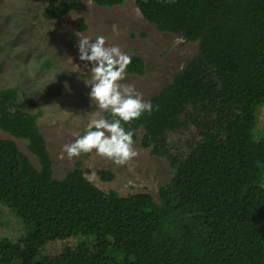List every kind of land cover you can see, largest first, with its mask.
Returning a JSON list of instances; mask_svg holds the SVG:
<instances>
[{"label": "trees", "instance_id": "trees-1", "mask_svg": "<svg viewBox=\"0 0 264 264\" xmlns=\"http://www.w3.org/2000/svg\"><path fill=\"white\" fill-rule=\"evenodd\" d=\"M133 1L158 31L197 42L196 55L150 98L158 108L125 125L168 158L169 182L156 201L104 193L80 163L55 179L38 116L26 110L33 102L18 87L1 88L0 130L25 141L38 167L0 138V204L25 227L16 241L0 237V264H264V135L253 134L264 105V0ZM72 10H80L74 0H48L42 15L60 20ZM131 57L127 74L144 75L143 58ZM189 128L197 134L189 151L171 155L169 135ZM77 236L95 241L41 254L48 242Z\"/></svg>", "mask_w": 264, "mask_h": 264}, {"label": "rangeland", "instance_id": "rangeland-1", "mask_svg": "<svg viewBox=\"0 0 264 264\" xmlns=\"http://www.w3.org/2000/svg\"><path fill=\"white\" fill-rule=\"evenodd\" d=\"M74 1L79 3L80 10H72L60 20H53L42 15L48 0H0V89L18 87L20 96L24 94L33 102L26 110L38 116V127L53 162L55 179L63 178L80 163L86 170V178L104 193L114 191L119 196L147 193L159 201V188L169 182L173 169L166 156L153 154L151 148H144L139 140L134 144L139 155L125 165H116L94 150L72 159L60 158L61 146L71 142L76 134H82L89 119L98 111L88 95L90 65L79 60L77 36L80 33L103 35L107 45H119L130 56L143 58L144 75L126 73L122 83L133 85L146 100L173 79L181 64L184 66L196 55L197 42L158 31L142 17L133 0L113 7L98 6L91 0ZM80 20L86 25L84 30L78 29ZM253 134L257 139L264 135V105L257 109ZM195 135L193 128L171 133L168 152L174 156L187 153ZM138 136H142L141 131ZM0 138L13 140L38 167L25 141L1 130ZM99 171L111 173L113 179L102 180ZM262 182L264 185V174ZM24 233L23 222L0 204V237L16 241ZM94 241L91 236L52 241L41 249V254L55 256L64 247H75L79 243L92 245Z\"/></svg>", "mask_w": 264, "mask_h": 264}, {"label": "clouds", "instance_id": "clouds-1", "mask_svg": "<svg viewBox=\"0 0 264 264\" xmlns=\"http://www.w3.org/2000/svg\"><path fill=\"white\" fill-rule=\"evenodd\" d=\"M116 30L113 25V31ZM77 37L79 60L90 65L88 95L98 111L89 119L82 134H76L71 142L61 146L60 158L72 159L94 150L116 165H125L139 155L134 147L135 130L125 125L139 120L145 113L151 114L158 105L144 99L143 93L133 85L122 83L132 57L119 45H107L103 35L80 33ZM73 65L79 69L78 65Z\"/></svg>", "mask_w": 264, "mask_h": 264}]
</instances>
